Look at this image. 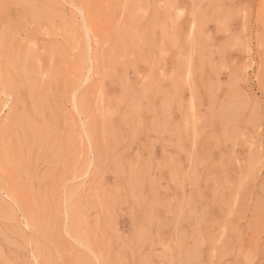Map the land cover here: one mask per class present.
<instances>
[{
	"label": "rangeland",
	"instance_id": "obj_1",
	"mask_svg": "<svg viewBox=\"0 0 264 264\" xmlns=\"http://www.w3.org/2000/svg\"><path fill=\"white\" fill-rule=\"evenodd\" d=\"M0 214V264H264V0H0Z\"/></svg>",
	"mask_w": 264,
	"mask_h": 264
},
{
	"label": "bare ground",
	"instance_id": "obj_2",
	"mask_svg": "<svg viewBox=\"0 0 264 264\" xmlns=\"http://www.w3.org/2000/svg\"><path fill=\"white\" fill-rule=\"evenodd\" d=\"M134 3H135V1H134ZM138 3H139V1H138ZM126 4H127V3H126ZM135 6H136V5H135ZM124 7H125V6H124ZM127 7H128V6H127ZM139 7H140V6H139ZM75 8H76V7H75ZM132 8H133V7H132ZM135 8H136V7H135ZM77 9H78V8H77ZM77 9H76V10H77ZM126 9H127V8H126ZM133 9H134V8H133ZM133 9H132V10L129 9V11L131 10L130 12H132ZM126 11H127V10H126ZM137 11H138V10H137ZM79 12H80V11H79ZM127 12H128V11H127ZM122 14L124 15V13H122ZM130 15H131V13H130ZM132 15H133V14H132ZM132 15H131V16H132ZM134 15H135V13H134ZM136 15H138V14H136ZM127 17H128V16H127ZM136 17H137V16H136ZM137 19H138V18H137ZM121 20H122V19H121ZM116 22H118V21H116ZM90 24H91V23H90ZM82 25H84V23H83ZM84 26H85V25H84ZM90 26H91V25H90ZM82 27H83V26H82ZM85 28H86V27H85ZM85 28L83 27L84 30H85ZM90 28H91V27H90ZM90 28H89V29H90ZM111 28H112V27H111ZM86 30H87V28H86ZM90 31H91V30H90ZM81 32H82V31H81ZM84 32H85V31H84ZM87 33H88V32H87ZM64 34H65V33H64ZM73 34H74V33H73ZM90 34H91V33H90ZM86 35H87V34H86ZM78 38H80V37H78ZM74 39L76 40V36L74 37ZM94 39H95V38H94ZM89 41H90V40H89ZM71 42H72V41H71ZM94 43H95V42H94ZM93 50H94V49H93ZM94 59H95V58H94ZM183 62H184V61H183ZM87 75H88V74H87ZM85 76H86V75H85ZM91 78H92V77H91ZM87 79H88V78H87ZM87 81H88V80H87ZM87 81H86V82H87ZM81 87H82V86H81ZM76 89H78V88H76ZM73 90H74V89H73ZM75 91H77V90H75ZM75 93H76V92H75ZM76 100H77V99H76ZM76 102H77V101H75V103H76ZM76 104H77V103H76ZM76 104H75V105H76ZM75 105H74V106H75ZM101 106H102V105H101ZM63 109H64V107H63ZM77 111H78V110H77ZM34 114H35V113H34ZM96 115H97V114H96ZM70 123H71V121H70ZM80 125H81V124H80ZM77 127H78V126H77ZM121 136H122V135H121ZM68 137H69V136H68ZM86 139H87V138H86ZM166 165H167V164H166ZM24 199H26V198H24ZM2 202H3V201H2ZM18 204H19V203H18ZM4 206H5V205H4ZM11 206H12V205H11ZM17 206H18V205H17ZM1 208H2V207H1ZM10 208H11V207H10ZM22 209H23V208H22ZM20 210H21V209H20ZM20 210H19V211H20ZM74 211H75V210H74ZM20 212H21V211H20ZM71 212H73V210H72ZM8 213H9V212H8ZM21 213H22V212H21ZM22 214H23V213H22ZM0 215H1V214H0ZM3 215H4V214H3ZM10 216H12V215H10ZM26 216H27V215H26ZM29 216H30V215H29ZM29 216H28V217H29ZM72 216H73V215H72ZM76 217H77V216H76ZM22 218H23V217H22ZM26 218H27V217H26ZM29 219H32V220H33L32 217H31V218L29 217ZM29 219H27V220H29ZM32 220H31V222H32ZM76 220H77V219H76ZM71 221H72V220H71ZM25 223H26V221H25ZM34 223H35V221H34ZM72 223H73V222H72ZM32 224H33V223H32ZM73 224H74V223H73ZM73 224H72V225H73ZM75 224L77 225V223H75ZM34 225H35V224H34ZM34 225H32V226L34 227ZM28 226H29V224H28ZM29 227H30V226H29ZM66 227H67V226H66ZM75 227L78 228L79 226L77 225V226H75ZM74 229H75V228H74ZM19 230H20V229H19ZM67 230H68V229H67ZM75 231H76V229H75ZM77 231H78V230H77ZM67 232H68V231H67ZM75 233H76V232H75ZM75 233H74V234H75ZM23 238H24V237H23ZM81 260H82V259H81ZM91 262H92V258H91ZM91 262H90V263H91ZM75 263H76V262H75ZM82 263H83V260H82Z\"/></svg>",
	"mask_w": 264,
	"mask_h": 264
}]
</instances>
